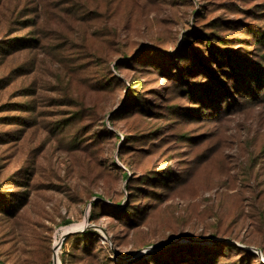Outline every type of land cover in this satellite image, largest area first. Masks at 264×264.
<instances>
[{
  "label": "rangeland",
  "instance_id": "374dc122",
  "mask_svg": "<svg viewBox=\"0 0 264 264\" xmlns=\"http://www.w3.org/2000/svg\"><path fill=\"white\" fill-rule=\"evenodd\" d=\"M261 72L264 0H0V264H264Z\"/></svg>",
  "mask_w": 264,
  "mask_h": 264
},
{
  "label": "water",
  "instance_id": "95a60500",
  "mask_svg": "<svg viewBox=\"0 0 264 264\" xmlns=\"http://www.w3.org/2000/svg\"><path fill=\"white\" fill-rule=\"evenodd\" d=\"M70 227H72V229H70L68 232H66L64 235H62L61 236V238L59 239V242L57 243V244H54V246H53V250L56 248V247H58V246H60V244H61V242H63L66 238H68L69 236H71V235H75V234H78V233H82L83 231H85V230H87L88 228H95V227H93V226H89L88 224H87V221H85V222H83L82 224H79V225H72V226H70ZM224 242H226V243H229V244H232V245H235L234 243H232V242H229V241H224ZM236 246V245H235ZM157 248V246L156 247H153V249H156ZM253 250V249H252ZM256 253H259V251H257V250H254ZM263 263H264V261H263ZM51 264H60L59 263V261L57 260V257H56V254L55 253H53V255H52V260H51Z\"/></svg>",
  "mask_w": 264,
  "mask_h": 264
},
{
  "label": "bare ground",
  "instance_id": "6f19581e",
  "mask_svg": "<svg viewBox=\"0 0 264 264\" xmlns=\"http://www.w3.org/2000/svg\"><path fill=\"white\" fill-rule=\"evenodd\" d=\"M70 229H72V227H70V226L61 229V231H60V232H61V233H60V236H61V235H64V234H65L66 232H68ZM60 238H61V237H60ZM56 243H57V241H56ZM58 248H59V247L56 248V251L58 250Z\"/></svg>",
  "mask_w": 264,
  "mask_h": 264
},
{
  "label": "trees",
  "instance_id": "16d2710c",
  "mask_svg": "<svg viewBox=\"0 0 264 264\" xmlns=\"http://www.w3.org/2000/svg\"><path fill=\"white\" fill-rule=\"evenodd\" d=\"M261 73L264 74V72H261ZM123 175H125V174L123 173ZM91 207H93V203L91 204ZM91 234H92L91 232L87 231V232H83L81 234V236H82V238H85L87 235H91ZM71 236H73V235H71Z\"/></svg>",
  "mask_w": 264,
  "mask_h": 264
}]
</instances>
